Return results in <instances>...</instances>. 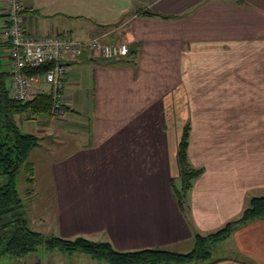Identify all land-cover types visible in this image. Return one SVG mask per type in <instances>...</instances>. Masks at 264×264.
Wrapping results in <instances>:
<instances>
[{
    "label": "crops",
    "instance_id": "1",
    "mask_svg": "<svg viewBox=\"0 0 264 264\" xmlns=\"http://www.w3.org/2000/svg\"><path fill=\"white\" fill-rule=\"evenodd\" d=\"M20 1L23 28L34 36L68 33L84 42L106 35L104 42L128 46L124 58L85 55L64 64L65 114L81 104L90 121L85 133L70 131V119L41 136L63 132L72 140L46 165L52 199L28 206L32 230L107 242L116 252L178 253L193 245L192 233H212L250 198L264 197L257 193L264 192V0ZM3 2L1 63L9 73ZM32 89L49 93L41 83ZM185 124L187 160L201 174L182 214L169 183L178 178ZM226 240L232 258L209 264H264V216ZM39 248L13 264H71L60 251Z\"/></svg>",
    "mask_w": 264,
    "mask_h": 264
},
{
    "label": "trees",
    "instance_id": "2",
    "mask_svg": "<svg viewBox=\"0 0 264 264\" xmlns=\"http://www.w3.org/2000/svg\"><path fill=\"white\" fill-rule=\"evenodd\" d=\"M144 14L138 15L146 16ZM1 50L0 46V177L3 178L0 184V257L7 255L19 259L43 246L45 249H56L66 254L79 252L106 264H186L207 260L211 255L212 245L223 241L233 231L264 216V197H252L236 219L226 222L221 228L205 236L192 233V248L184 254L161 248L116 252L107 242H92L82 237L73 239L45 237L32 230L16 191V178L21 170L25 178L24 184L27 187L33 186V168L26 162V158L29 151L38 146L39 138L21 132L16 124V118L30 120L40 114L48 115L51 100L47 92L34 93L32 99L24 104L13 100L6 84L10 74L2 66ZM48 69L49 67L45 65L25 73L41 75ZM187 139L188 126L185 124L181 128L176 147L178 185L176 186L173 181L169 183L172 198L182 214L186 213V194L191 183L201 174V169H194L188 163ZM25 193L29 195L31 191L26 189ZM240 263L256 264L250 260H243Z\"/></svg>",
    "mask_w": 264,
    "mask_h": 264
},
{
    "label": "built area",
    "instance_id": "3",
    "mask_svg": "<svg viewBox=\"0 0 264 264\" xmlns=\"http://www.w3.org/2000/svg\"><path fill=\"white\" fill-rule=\"evenodd\" d=\"M5 12L4 35L7 40V59L10 64L9 95L18 102L33 97V85L45 84L49 88V118H61L63 108V81L66 63L82 56L112 60L123 58L128 46L123 41L104 42L106 35L84 42L74 40L68 33L34 36L23 28V5L20 0H3ZM49 69L41 75L25 72L42 66Z\"/></svg>",
    "mask_w": 264,
    "mask_h": 264
},
{
    "label": "rangeland",
    "instance_id": "4",
    "mask_svg": "<svg viewBox=\"0 0 264 264\" xmlns=\"http://www.w3.org/2000/svg\"><path fill=\"white\" fill-rule=\"evenodd\" d=\"M7 87H8V79L6 81ZM80 107L75 110L76 113H72L71 110L69 109L66 114L64 112L63 116L61 118H51L49 119L48 115L45 114H40L37 117H32L30 120H25L23 118H16V124L19 127V130L23 133H29L33 134L35 136L39 137V143L38 146L33 148L32 150L29 151L26 162L30 163L33 162L35 165V168H33V178L37 182V187L35 189V192L33 195L25 193V190L29 189L32 191L31 187H27L24 184V174L20 170V172L17 175L16 178V191L21 199L22 205H23V210L25 213V216L29 215V209L28 206L31 208H37L38 202L41 201H49L52 199V194L51 190L46 186V182L48 181L47 176V170H46V165L49 164V162L52 159H55L57 157V153H59L60 150H62L63 146L67 145L68 143L71 142L72 139H68L67 135L62 132L61 136L58 134H55L52 140H48L41 136H45L48 130H50L52 133L53 131L51 130L53 127H58L59 122L62 120H70L73 119L76 123L72 124L70 127V131L74 132H83V130H87V127L89 125L90 121V115L89 112L86 110V106L82 107L81 104H79ZM88 108V105H87ZM73 139L77 141L76 136L72 135ZM41 180V181H40ZM178 179L175 180L176 186L178 185L177 182ZM3 182V178L0 177V184ZM259 195H264V192H257ZM31 195V196H30ZM30 198L28 199V197ZM47 209V208H45ZM230 241L226 240L225 242L222 241L221 243H216L212 245L211 247V255L207 260L204 261H192L190 263L186 264H209L213 261H216V259H230L232 258V253L227 251L226 249L229 248ZM192 245V244H191ZM190 244L187 246H182L180 248H177L176 251L178 253H187L188 251L191 250L192 246ZM170 251V250H169ZM36 252H40V248L37 247L35 251L29 253L30 254H36ZM58 252V251H55ZM49 253V251H48ZM60 255L59 257H62L63 261L66 263H71V264H106L104 261H96L92 260L89 257H87L84 254H81L79 252H72L70 254L58 252ZM46 260L47 261H53V263H57L56 260H54L53 257H50L46 254ZM14 263V258L4 255L0 257V264H13Z\"/></svg>",
    "mask_w": 264,
    "mask_h": 264
},
{
    "label": "water",
    "instance_id": "5",
    "mask_svg": "<svg viewBox=\"0 0 264 264\" xmlns=\"http://www.w3.org/2000/svg\"><path fill=\"white\" fill-rule=\"evenodd\" d=\"M25 102H23V104H24Z\"/></svg>",
    "mask_w": 264,
    "mask_h": 264
}]
</instances>
